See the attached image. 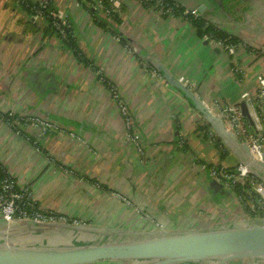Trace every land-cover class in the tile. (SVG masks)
Returning <instances> with one entry per match:
<instances>
[{"label":"crops","instance_id":"1","mask_svg":"<svg viewBox=\"0 0 264 264\" xmlns=\"http://www.w3.org/2000/svg\"><path fill=\"white\" fill-rule=\"evenodd\" d=\"M51 1L63 12L81 57L20 0H0V165L30 185L40 208L89 225L79 232L8 226L0 215V241L65 245L101 238L100 227L145 231L154 230L155 222L178 232L245 215L235 197L213 186L208 169H202L233 167L243 149L232 150L204 113L152 70L165 68L205 106H238L256 94L264 55L246 48L225 52L199 37L188 20L159 15L137 0H120L116 21L95 18L96 0ZM174 1L190 9L203 5L207 21L252 48H264V0H237L235 6L222 0L234 20L212 0ZM100 72L126 106L129 130ZM1 114L41 116L75 135H40L25 127L26 138L13 129L14 118ZM226 264H264V258Z\"/></svg>","mask_w":264,"mask_h":264},{"label":"water","instance_id":"2","mask_svg":"<svg viewBox=\"0 0 264 264\" xmlns=\"http://www.w3.org/2000/svg\"><path fill=\"white\" fill-rule=\"evenodd\" d=\"M230 1L234 6L236 5L237 0ZM212 2L222 9L227 18L233 19L228 11H224L222 0H212ZM203 8L204 6L201 5L198 10L202 12ZM220 29L222 28L220 27ZM222 30L226 31L225 29ZM228 33L232 34L231 32ZM241 41L246 42L243 38ZM261 49L264 51L263 47ZM153 68L160 72L167 82L182 91L204 113L215 132L232 150L235 148L243 149L244 152L239 160L248 164L253 175L264 182V163L252 160L247 145L240 143L225 128L221 116L214 114L202 104L201 100L189 90V87L185 88L179 85L165 68L154 66ZM239 105L243 115L247 117L244 102ZM211 184L226 190L222 183L214 179H211ZM238 217L247 222H252V224L236 226L232 224L235 221L230 220L227 222V226L216 223L200 229L178 232L163 230L158 226L154 230L145 231L100 227L98 231L104 235L101 238L65 245L41 243L16 245L5 238L0 241V264H90L98 261H131L129 264H226L229 261L244 258L249 260L264 258V218L251 219L246 215ZM30 225L41 226L42 224ZM49 227L54 228L53 226ZM65 227L75 231L88 228L74 224H66Z\"/></svg>","mask_w":264,"mask_h":264},{"label":"built area","instance_id":"3","mask_svg":"<svg viewBox=\"0 0 264 264\" xmlns=\"http://www.w3.org/2000/svg\"><path fill=\"white\" fill-rule=\"evenodd\" d=\"M96 0L93 8L98 11L100 16L105 18H112L115 14L120 15L121 5L120 0ZM141 5H147L148 8L157 12L159 15L169 17H182L186 20L187 16L192 15L198 17L201 12L198 8L184 7L179 15L175 14L177 5H170L166 0H137ZM35 15L42 17L40 8L46 6L45 0L37 2ZM48 15L52 19L53 26L63 34L62 26L66 24L63 12L59 9L49 11ZM67 26V25H66ZM203 39L212 42L214 45L219 46L223 51L230 54H235L242 48L250 49L251 53L259 54L260 50L255 47H250L246 42L240 41L239 43L226 42L225 39H217L210 34H204ZM263 52V50L261 49ZM153 76L161 77L160 74L154 70ZM101 75V76H100ZM99 81L104 85L105 76L100 72L98 73ZM106 88L109 90L111 98L117 104L123 118L126 130L131 127V118L127 113V108L120 99L119 93L113 82L106 81ZM259 87L256 94L247 98L244 101L247 110V117L243 115L241 106H229L221 102H214L211 106H207L214 114H219L224 123V126L229 130L236 139L246 144L252 160L264 163V74L257 76ZM33 128L38 131L40 135L45 133L54 132L60 136L69 135L73 137L75 134L64 127L54 123L53 121L41 116H28L22 119L15 118L13 121V129L18 133H24L23 128ZM29 137V135H27ZM27 136H25L27 138ZM30 139V138H28ZM31 140V139H30ZM202 169H208L211 179H214L223 184L225 189L229 191L236 199V202L241 206L243 213L251 219L264 218V182L256 178L248 167V164L239 161L235 166L230 167L225 164H218ZM6 176L0 180V215L3 217L5 223L9 226L14 223H27V224H55L80 221L78 218L64 215L62 213H55L54 211L41 212L32 211L27 209L29 200L25 192L29 191L28 183H21L5 170ZM240 182L245 184L243 194H236L233 191V184ZM17 187L22 190L19 192Z\"/></svg>","mask_w":264,"mask_h":264},{"label":"trees","instance_id":"4","mask_svg":"<svg viewBox=\"0 0 264 264\" xmlns=\"http://www.w3.org/2000/svg\"><path fill=\"white\" fill-rule=\"evenodd\" d=\"M22 5L24 4L30 11V13L32 14H35V8L37 7V2H30L28 0H20ZM170 5H177L179 7H177V11L175 14L179 15L181 13V11L183 10V6H180L177 2H175L174 0H166ZM46 2V6L44 8H40V10L42 11V17L49 23V31L51 33H54L56 34L57 36L65 39L70 45V47L73 49L74 51V54L78 57H81V54H80V51L76 48V45L74 43H72V36L69 34V27L66 26L67 24H64L62 26L63 28V34H60L59 33V30L56 29L53 24H52V19L51 17L48 15L49 11H55L56 8L54 7L53 5V2L51 0H45ZM105 4L107 3L106 0L103 1ZM94 5V4H93ZM144 6H147V5H144ZM95 10V9H94ZM94 15H95V18L96 19H101L99 18V14H98V11L95 10L93 11ZM112 20L116 21L118 19V16L115 14L112 18ZM187 19L188 21L196 28L197 30V34L199 37H203L204 34H210L212 36H214L215 38L217 39H225L226 42H231V43H239L241 41V39L239 37H236L232 34H229L228 32L222 30V29H219L217 26H215L214 24L210 23L209 21H207L205 18L202 17V15L198 16V17H194L192 15H189L187 16ZM102 25V23H99ZM103 26V25H102ZM260 54L261 55H264V52L260 51ZM101 76V75H100ZM99 77V76H98ZM109 79L105 77V81L103 82L104 83V86H107V82ZM1 116L5 119H8V118H14L15 116L12 117V115H9V114H1ZM22 136H27L28 134L26 133H21ZM31 141L35 144H37V141H33V139H31ZM4 176H6V173H5V169L2 168V166L0 165V180L4 178ZM246 187L245 184H242L240 182H235L233 184V191L236 193V194H243L244 192V188ZM17 190H19V192H22L21 189H19L17 187ZM29 191H30V197L28 195V192L26 191L25 192V195L26 197L28 198V202H29V205L27 207V209H29L30 212L32 211H41V212H48V211H51V210H45V209H42L39 207V205L37 204V202L33 199V195H32V189L30 188V185H29ZM115 262H118V263H126V264H129L131 261H115Z\"/></svg>","mask_w":264,"mask_h":264},{"label":"rangeland","instance_id":"5","mask_svg":"<svg viewBox=\"0 0 264 264\" xmlns=\"http://www.w3.org/2000/svg\"><path fill=\"white\" fill-rule=\"evenodd\" d=\"M233 208V207H232ZM231 208V209H232ZM234 209V208H233ZM232 213V212H231ZM220 223V224H219ZM219 223H217L218 225H228V223L226 222V221H222V222H219ZM248 223H250V224H252V222H247V221H245V219H241V218H239L238 217V220H236L234 223H232L233 225H236V226H238V225H242V224H248ZM260 223V222H259ZM14 224H18V223H14ZM66 224H74V225H81V226H88L89 225V223L87 224L86 222H83V221H76V222H67V223H55V224H51V225H48V224H42L41 226L42 227H46V228H49V226H53L54 228H67V227H70V226H67V227H65V225ZM87 224V225H86ZM13 225V224H12ZM157 226V224L155 223V222H152V226H154L155 228H156V226ZM10 226V225H9ZM40 226V225H39ZM77 232H79V231H77ZM119 235H121V234H119ZM121 236H127V235H121Z\"/></svg>","mask_w":264,"mask_h":264}]
</instances>
